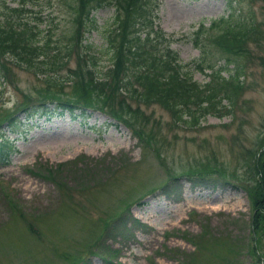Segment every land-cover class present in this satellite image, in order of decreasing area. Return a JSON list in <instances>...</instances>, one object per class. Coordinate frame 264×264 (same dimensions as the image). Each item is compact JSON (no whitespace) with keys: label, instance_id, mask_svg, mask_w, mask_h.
Returning a JSON list of instances; mask_svg holds the SVG:
<instances>
[{"label":"rangeland","instance_id":"374dc122","mask_svg":"<svg viewBox=\"0 0 264 264\" xmlns=\"http://www.w3.org/2000/svg\"><path fill=\"white\" fill-rule=\"evenodd\" d=\"M25 1L11 18L36 25L37 45L55 62L50 76L65 79L78 65H94L97 76L105 72L112 7L93 10V28L84 22L79 35L73 0ZM153 1L157 25L170 36L157 41V52L164 46L175 52L196 83L210 79L207 65L223 69V80L239 66L231 103L222 100L189 127L127 96L130 110L120 115L149 135L144 146L136 133L94 110L82 120L56 115L36 121L23 137L9 135L12 147H0V264H264V222L255 229L248 188L239 187L250 184L243 179H253L252 162L264 149V0ZM221 17L233 31L254 27L243 35V56L226 65L210 44L222 24L208 29ZM4 60L9 74L0 79V121L47 87L42 74L15 64V57ZM50 87L63 99L85 94L95 106L124 109L117 98L82 84ZM196 171L212 177L190 182L186 176Z\"/></svg>","mask_w":264,"mask_h":264},{"label":"trees","instance_id":"16d2710c","mask_svg":"<svg viewBox=\"0 0 264 264\" xmlns=\"http://www.w3.org/2000/svg\"><path fill=\"white\" fill-rule=\"evenodd\" d=\"M11 1L16 2V7L9 6L7 0H0V79H7L9 74L4 65V61H6L4 59L15 57L18 60V62H14L15 64L25 65L28 70L42 74L47 81V87L35 98L27 96L24 104L14 109L13 114L7 115L0 121L1 148L5 146L10 149L13 140L9 138V135L25 136L27 128L34 126L36 121L50 120L56 115H66L67 113L74 121H78L82 120V117L86 118L89 110L100 111L120 122L133 135L136 133V139L141 146H144L150 142L149 135L142 129L135 131L130 122L122 117L130 110L124 101L127 96L134 98L139 103L156 104L166 110L175 123L191 127L195 123L197 124V120L209 110H215V105L221 104L222 100L231 103L232 96L236 93L235 87L239 84L237 79L241 73L239 66L234 64V74L227 72L229 79L223 80L221 75L223 69L217 70L213 64L207 65L211 72L210 79L203 84H198L191 78L190 73L182 70L183 66L178 63L175 52L167 46H164L159 53L157 52V41L166 42L170 36L167 38L163 31L156 26L154 10L157 3L155 4L153 0H151L152 5L149 0H73L74 4L70 5V9L73 10L77 25L75 32L80 31L84 22L88 25V30L93 28L94 19L91 16L93 10L105 5L112 7L114 15L107 36L112 56L109 60V67L101 76L94 73V65L85 70L78 65L75 72H71L65 79L50 76L47 73V70H50L55 62L49 60L43 50L44 46L42 48L37 45L36 25L29 26L28 23L24 24L11 18L12 15L21 12L26 1L25 3L23 0ZM224 23H226L225 18L221 17L217 21L210 22L208 29L219 27L222 24L221 35L211 38L210 44L212 43L221 51L226 60L223 64L226 65L234 63L237 57L243 56L241 53L246 51L244 49L245 36L243 37V35L248 30L252 31L254 27L237 25L238 29L233 31V26H223ZM78 34L80 35V32ZM74 37L71 39L73 40ZM76 38L79 39V36ZM199 66L197 64V67ZM79 72L81 75H88L89 80L84 83ZM76 76L79 81L73 79ZM91 78L93 80H90ZM132 81L136 82V86H131ZM65 83L82 84L84 87L99 91L107 98H117L120 106L124 109L116 113L111 109L93 105V100L85 94L63 99L59 94L50 91V86L61 87ZM219 92L224 96L219 97ZM227 112H229L228 109L224 113ZM80 122L82 127L86 128V123H82L85 121ZM257 155L256 161L252 162V166L256 169L253 179L252 176L247 179L245 177L243 180L250 184L239 186L244 192L248 188L247 195L255 211V222H253L255 229L257 226L259 227V222H264V149ZM59 164L61 165V163ZM256 173L261 176L259 179ZM186 177L190 182L206 183L212 174L196 171L190 177ZM221 177L218 174L216 179H223L220 182L226 183V179ZM173 180L178 181L176 178ZM171 194L174 195V193Z\"/></svg>","mask_w":264,"mask_h":264}]
</instances>
